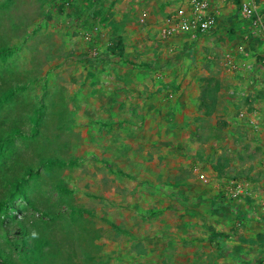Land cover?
Returning a JSON list of instances; mask_svg holds the SVG:
<instances>
[{
    "label": "rangeland",
    "instance_id": "1",
    "mask_svg": "<svg viewBox=\"0 0 264 264\" xmlns=\"http://www.w3.org/2000/svg\"><path fill=\"white\" fill-rule=\"evenodd\" d=\"M61 1L0 0V264H144L138 257L146 236L164 224L160 211L149 214L167 194L161 185L194 179V166L212 184L234 177L264 190V133L232 116L257 105L264 117V106L234 87L240 78L218 47L187 65L188 88L197 93L188 92L186 108L176 107L179 97L170 91L162 96L170 107L153 106L147 124L143 109L132 112L140 116L135 124L128 109L104 126L82 124V114L70 119L63 107L70 100L71 14ZM226 32L225 50L237 52L233 31ZM250 52L258 63L260 51ZM150 132L159 140L153 155L134 153L133 138Z\"/></svg>",
    "mask_w": 264,
    "mask_h": 264
},
{
    "label": "crops",
    "instance_id": "2",
    "mask_svg": "<svg viewBox=\"0 0 264 264\" xmlns=\"http://www.w3.org/2000/svg\"><path fill=\"white\" fill-rule=\"evenodd\" d=\"M183 1H61L69 6L71 14L68 23L71 34L66 38L71 52L65 59L68 61L65 65L70 66V71L65 73L69 78L67 95L70 100L63 107L70 119L74 114L78 117L82 114V118L85 115L82 124L104 126L118 123L120 120L116 117L121 116L120 109H128L132 123L137 119L140 123L138 112H132L143 109L147 124V114L153 106L170 107L167 98H162L170 91L179 97L176 107L177 104L179 108L188 107V92L195 97L197 90L188 88L187 65L198 63L196 60L211 52L214 46L224 54V59L228 57L237 66L229 70L232 77L240 78L239 82H234L238 85L234 87L245 89L246 92L239 93H248L249 101L264 106L257 101L264 74L250 56V51L259 50L260 55L264 52V41H255L256 36L251 35L247 20L241 23L235 19L237 3L233 0L216 3L219 14L214 29L197 40L181 34L164 37L163 29ZM257 7L264 12V0H258ZM93 25L99 28L101 36L87 34ZM230 29L233 31L229 32L230 36H235L234 41L238 43L237 52L225 50L231 39L226 31ZM242 33L245 34L242 36ZM241 38L244 41H240ZM90 49H96V57H91ZM236 92V88L229 90L227 100L234 98ZM259 125V130L254 132L263 134L264 117L261 115ZM84 137L88 142L93 139L98 142V138L90 134ZM133 139L131 150L134 153L141 150L144 156L153 155L152 146L159 141L152 132L144 139ZM141 140L145 145L142 148L137 144ZM198 170L209 177L200 167L194 166V179L161 185L167 194L159 208H151L149 214L160 211L164 224L161 231L146 236L145 254L138 260L144 264H264V213L260 210L264 190L258 192L256 183L241 179L247 183V193L220 203L217 194L221 181L204 184L197 179Z\"/></svg>",
    "mask_w": 264,
    "mask_h": 264
},
{
    "label": "built area",
    "instance_id": "3",
    "mask_svg": "<svg viewBox=\"0 0 264 264\" xmlns=\"http://www.w3.org/2000/svg\"><path fill=\"white\" fill-rule=\"evenodd\" d=\"M220 1L221 0L183 1L172 14L170 22L162 31V35L164 37H170L181 34L187 36L191 40H197L209 34L214 29L219 14L215 4ZM257 6L258 0H238L236 9L239 17L247 20L251 35L259 37L264 41V12L260 11ZM88 33L102 35L96 25L89 28L87 34ZM90 55L92 58L96 57V50H90ZM224 60L228 70L237 68L228 57ZM258 67L264 74V52L260 55ZM260 90L261 93H259L257 101H261L264 105V77L260 81ZM232 116L236 120L244 122L251 130H259L260 113L256 109V105L239 107L233 111ZM261 128L264 129V125ZM262 163L264 165V161ZM196 176L197 179L204 184L210 181L209 177L201 170L197 171ZM220 184L217 194L220 203L237 199L239 196L247 193V183L241 179L230 177L223 179ZM260 210L264 213V202L260 205Z\"/></svg>",
    "mask_w": 264,
    "mask_h": 264
},
{
    "label": "trees",
    "instance_id": "4",
    "mask_svg": "<svg viewBox=\"0 0 264 264\" xmlns=\"http://www.w3.org/2000/svg\"><path fill=\"white\" fill-rule=\"evenodd\" d=\"M233 2L237 3V0H233ZM216 91H217V87L214 86L211 90H209V93H207V97L210 99V103L212 106L214 105V94L216 93Z\"/></svg>",
    "mask_w": 264,
    "mask_h": 264
},
{
    "label": "clouds",
    "instance_id": "5",
    "mask_svg": "<svg viewBox=\"0 0 264 264\" xmlns=\"http://www.w3.org/2000/svg\"><path fill=\"white\" fill-rule=\"evenodd\" d=\"M38 235H39V234H38L36 231H33V232L31 233V236H32L33 239L38 238Z\"/></svg>",
    "mask_w": 264,
    "mask_h": 264
}]
</instances>
